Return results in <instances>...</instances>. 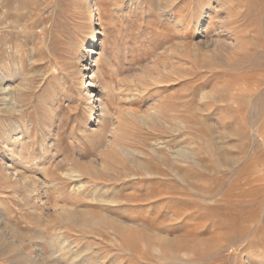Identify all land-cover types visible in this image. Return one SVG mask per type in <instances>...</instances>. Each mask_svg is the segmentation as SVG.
I'll use <instances>...</instances> for the list:
<instances>
[{
    "label": "rangeland",
    "instance_id": "obj_1",
    "mask_svg": "<svg viewBox=\"0 0 264 264\" xmlns=\"http://www.w3.org/2000/svg\"><path fill=\"white\" fill-rule=\"evenodd\" d=\"M84 1L0 0V264H264V0Z\"/></svg>",
    "mask_w": 264,
    "mask_h": 264
},
{
    "label": "bare ground",
    "instance_id": "obj_2",
    "mask_svg": "<svg viewBox=\"0 0 264 264\" xmlns=\"http://www.w3.org/2000/svg\"><path fill=\"white\" fill-rule=\"evenodd\" d=\"M83 6L85 8V10L87 11V14L90 16L91 18V25L88 28V31L86 32V35L89 37V43H87V47L89 48H94L95 46V37H94V33L96 32V29L93 28V23H92V18H93V7H92V3L91 0H85L83 2ZM32 10V9H31ZM30 10V11H31ZM30 13L26 14V16L24 17V20L20 21V22H16V27L15 28H19L21 30L24 31V33H29L34 27H36V25L39 22L40 19L36 20L35 15L32 16ZM38 15V14H37ZM1 18V17H0ZM13 24V22L11 23ZM6 27V23L4 21L0 20V29ZM91 56H87V60L85 61V65H83V76L81 78V83L83 85V94L87 95V104H88V113L86 115V123L88 125H92L95 124L96 118L99 115V101H98V92L96 91V77H97V64L95 60H92V56L95 55V52L93 53V50L91 51ZM69 64L71 62H68ZM65 66V65H64ZM69 71H71V67L68 68V73ZM79 72V70H76ZM75 72H73L74 74ZM104 88V87H102ZM105 90V89H104ZM6 92V93H5ZM3 96L1 97V100L3 101V104L6 106H11L15 104V99L13 97V95L11 93L8 92L7 88L2 87V85H0V95ZM6 94V95H4ZM6 97V98H5ZM104 115V114H103ZM2 167V166H0ZM5 172L3 170V172L6 174L7 177L11 178H15V174L11 173L9 171V169H6V167H4ZM1 170V168H0ZM9 172V173H8ZM27 254V253H26Z\"/></svg>",
    "mask_w": 264,
    "mask_h": 264
}]
</instances>
